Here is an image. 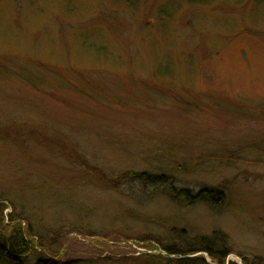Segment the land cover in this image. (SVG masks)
Listing matches in <instances>:
<instances>
[{"label": "rangeland", "instance_id": "374dc122", "mask_svg": "<svg viewBox=\"0 0 264 264\" xmlns=\"http://www.w3.org/2000/svg\"><path fill=\"white\" fill-rule=\"evenodd\" d=\"M0 209L29 264H173L178 231L264 264V0H0Z\"/></svg>", "mask_w": 264, "mask_h": 264}, {"label": "trees", "instance_id": "16d2710c", "mask_svg": "<svg viewBox=\"0 0 264 264\" xmlns=\"http://www.w3.org/2000/svg\"><path fill=\"white\" fill-rule=\"evenodd\" d=\"M127 182L132 185H143V187H167L171 200L183 201L188 206L197 203L216 206L223 200L222 193L213 189L204 188L197 193H193L189 189H176L172 180L166 175H153L145 172L132 173L127 176ZM3 219L2 209H0V258L6 264H29L32 253L38 251L39 248L35 246L34 242L27 239L19 223L5 225ZM173 237L172 242L168 241L169 244H164V251L173 257L167 261L173 264H207L203 256H197V254H205L214 264H225L226 258L231 254L228 238L219 232L205 237L188 238L183 231H178L173 234ZM35 264L66 263L38 258L35 260Z\"/></svg>", "mask_w": 264, "mask_h": 264}]
</instances>
